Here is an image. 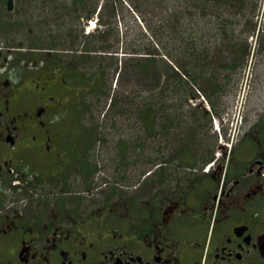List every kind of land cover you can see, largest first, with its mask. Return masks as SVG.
Here are the masks:
<instances>
[{
  "label": "flooded vegetation",
  "instance_id": "af4514ba",
  "mask_svg": "<svg viewBox=\"0 0 264 264\" xmlns=\"http://www.w3.org/2000/svg\"><path fill=\"white\" fill-rule=\"evenodd\" d=\"M48 3L0 0V44L32 46L0 47V264H264V28L242 121L212 137L215 150L144 151L134 189L97 193L94 145L68 149L74 89L51 71L50 50L33 54L50 39L32 27L18 38Z\"/></svg>",
  "mask_w": 264,
  "mask_h": 264
},
{
  "label": "trees",
  "instance_id": "16d2710c",
  "mask_svg": "<svg viewBox=\"0 0 264 264\" xmlns=\"http://www.w3.org/2000/svg\"><path fill=\"white\" fill-rule=\"evenodd\" d=\"M86 1H53L52 4L56 5L55 9L61 15L65 12L77 14L75 8L83 5L86 9ZM125 1L128 7L121 0H115L110 18L106 19L105 10L110 2L102 5L97 13L100 3L92 4L90 0L88 4L91 7L84 20L88 22L98 14L99 27L88 35H85L84 28L82 31L79 29L78 39L87 40V43L73 48L72 52H56L57 47L53 46L36 49L52 52L49 58L51 71L70 79L68 82L76 92H81L83 105L89 112L95 107L92 99L97 98L101 107L103 99L112 89L108 83L111 70L119 74L118 82L121 76L123 79L131 76L130 85L125 84L130 89L126 87L118 92L123 95H114L108 113L118 118L111 119L116 128L119 120L131 119L127 116L129 112L137 113L144 124V131L148 128L150 135L147 138L150 140L145 142V149L141 141L134 146L135 149L145 152L176 150L185 152V155L203 148L212 151L214 143L209 132L212 118L225 112L227 98L237 90L240 75L251 55L249 34L257 27L254 17L261 0ZM117 5L138 15L143 23L135 24L140 29L139 39L136 36L131 38L130 31L122 37L116 22ZM67 25V22L60 23V26ZM120 52L123 53L121 58ZM136 54L142 56L136 57ZM197 93L207 100L210 112L198 105H189L191 99L198 98ZM71 103L77 116L71 124L74 127L72 135L77 134L74 136L79 138L72 140L75 145L68 149L86 150L80 146L108 142V132L102 131L108 128L100 123L89 129L82 126L81 123H89L88 119L84 120L87 112L82 107L76 109L79 99L75 98ZM81 116L83 119L79 118ZM105 124L107 126L108 123ZM206 127L210 138H199ZM119 134L117 129L116 135ZM119 145L120 157L126 160L129 158L124 155L127 152L126 142L122 140ZM95 146L93 151L97 149ZM141 156H130L129 159L130 166L140 164L134 168L138 175L144 166ZM149 156L145 167L151 163Z\"/></svg>",
  "mask_w": 264,
  "mask_h": 264
},
{
  "label": "rangeland",
  "instance_id": "374dc122",
  "mask_svg": "<svg viewBox=\"0 0 264 264\" xmlns=\"http://www.w3.org/2000/svg\"><path fill=\"white\" fill-rule=\"evenodd\" d=\"M47 2L49 1V3L46 5V7L48 8L47 11L43 10V8H45L44 6H40V10L39 11L37 9V7H35L32 11L33 13V22H27L28 24V28L25 30H20L18 31L19 34V39H23L22 42H25V39L27 37V34L30 33L28 32L29 27L33 28V34L34 37L39 36L40 34H47L48 38L50 39V47H57V51H60L62 53H67V52H72L71 50H73V48L78 47L80 44L81 46L83 44L87 43V40H80L78 39V34H79V29L80 31H82V28H84V33L85 35H88L89 33H93L98 27H99V23H97V19H98V14L95 15V17L93 18V21H89L87 22L85 19V14H87V11H89L90 7V0L87 3V7L86 9L83 7V5H80V7L75 8L77 11V15H70V13H66L65 14H59L56 8V5L52 4L53 1L56 2H68V0H46ZM71 3H73L75 0H69ZM124 4L125 7H128V2H126L125 0H121ZM110 2V3H109ZM89 3V4H88ZM91 3L95 4V3H100V5H104L108 3L110 4V6L107 8V10H105V18L109 19L110 18V12L112 10V5L115 3V0H91ZM61 4V3H60ZM63 4V3H62ZM65 5V3L63 4ZM118 7V16L116 18V22L121 30V34L122 37L125 36V34L127 32H131V38L135 37L137 39H139V33H140V29L137 28L135 26V24L137 23L138 25L143 24L140 20L138 15L135 14H131L129 12V10L127 8H121L120 5H117ZM85 9V10H84ZM46 11V12H45ZM44 12V14H43ZM44 17L46 18V22L48 24H46L43 28L42 27V22ZM65 18L64 21H61V19ZM97 18V19H96ZM67 22V27L65 26H60V23H65ZM254 23H256V29L252 30L251 33L249 34V44L250 46L255 45L256 40H252L251 38L253 36H255V33H257L258 28L260 30H262L264 28V0H261L260 2V8L259 11L256 13V16L254 17ZM38 25V26H37ZM69 27V28H68ZM46 31V32H44ZM254 31V32H253ZM17 32H15L16 34ZM14 34V35H15ZM13 35V36H14ZM46 38V36H45ZM81 38V37H80ZM11 41H14L13 44H9V45H4V41L0 44L1 48H4L5 50L7 48H13L15 47L17 50L15 52L19 53V54H27L29 56V49H31L29 46L27 47V51L23 52L22 50H20L19 48H21L22 46L18 45L17 38L14 37V40H12V38H10ZM123 40V38L121 39ZM21 42V40L19 41ZM56 42V43H55ZM122 42V41H121ZM31 43V42H30ZM15 44V46H14ZM49 47V46H48ZM46 47V48H48ZM38 48V46H35L34 50L35 53H33L34 55H40V57H43V53L42 50H38L36 49ZM124 48L123 46V42L121 43V50ZM252 50V47H251ZM41 52V53H40ZM52 53V52H51ZM251 53V52H250ZM120 58L123 55L122 52H120ZM142 55L140 54H136V57H141ZM37 58V56L35 57ZM255 60V59H254ZM254 60L251 63V59L248 60L249 62H247L246 66L244 67V71H242L241 75H240V80H239V90L240 88H248L250 86H252V82H249L251 79V76L254 75ZM249 77V78H248ZM118 78V74H114V71L111 70L110 74L108 75V83H109V87H111L112 89L109 90V94L108 96H106L105 99H103V104L101 107H99V103L97 101V98H93L92 102L95 104L93 107L94 110H90L87 111V107L84 104L83 105V100H82V94L79 91H75L73 92V95L71 97V100H74L75 98L80 100V103L78 105H76V109L82 107L83 111L86 113V117L84 118V120L88 119L89 123L85 122V124L81 123L82 126H84L85 128L89 129L90 127L93 126H97L98 123L104 125L106 128V130L102 131H106L108 132L107 135H109L108 139L109 141L106 143H99V145L97 144V146H95L96 148V156L93 158V161L95 163V166L98 167L99 172L95 175L94 177V182H96L95 188H97V190L95 189V192H100L103 190H106L107 188L111 187V186H115L117 184L121 185H129L132 184L131 189H134L135 185L137 186V184L141 181L142 179V171L141 170V174L138 175L137 170L134 168H137L140 166V164L138 165H132L130 166L129 164V159L130 156H132V158L135 157H139L141 156L142 152H144L143 150H138L135 149L134 146L138 143V142H143L144 143V149H145V142L150 140L149 138H147L148 135V128L146 131H144V124L142 122L141 119H139L137 113H131L129 112L127 114V116H130L131 119H128V117H126L128 120H124L121 119L118 121V127L116 128L115 125L113 126V121L111 119H118L117 117H114L112 114H109L108 111L109 109V104L111 103V101L114 98V95H123L118 93L120 90L122 91V89L125 90V88L127 87L125 84L128 83L129 81L132 80L131 76H125V79L120 78V81L118 82L119 78ZM130 79V80H129ZM67 81L70 82V79H66ZM72 83V82H71ZM237 86V87H238ZM74 88V87H73ZM128 89H130L129 87H127ZM238 90V91H239ZM117 92V93H116ZM197 99H191L189 101V105L194 106L196 103H204L205 104V100L203 99V95H200L197 93ZM237 98V97H236ZM236 98H235V92L230 95L227 98V102H225L227 105V108L225 110V112L229 109L233 110V106L235 105L236 102ZM91 102V101H90ZM72 104L70 105V107L68 108V113H67V126H68V133L70 135L73 134L74 131V127L73 125H71L73 123V119H75L77 116L75 114V107H72ZM99 107V110H96V108ZM232 110L230 112H232ZM111 111V110H110ZM109 111V112H110ZM224 112V113H225ZM235 114V113H234ZM233 114V115H234ZM228 117V116H227ZM80 119H83V117H79ZM120 119V118H119ZM108 123L107 126L105 123ZM72 126L73 128L71 129ZM78 127V126H77ZM117 129L119 130L120 134H117ZM216 129L212 130V126H211V134H215L218 132L215 131ZM204 133H202V135L207 136V134H209V132H207V127L203 129ZM221 133H223V130L221 131ZM77 135V134H74ZM125 141L126 142V156H129V158L123 159L121 158V150L119 149L120 147H118L120 141ZM76 141V140H75ZM120 146V145H119ZM213 150V149H212ZM146 152H150V151H146ZM132 153V154H130ZM155 154H152V156H149L150 161L152 162H157L156 161V157L154 156ZM142 158V156L140 157ZM127 164V166H126ZM154 167V166H153ZM152 167V168H153ZM132 169V170H131ZM147 171L148 168H147ZM81 183V181H80ZM104 183H107V185H105ZM122 188V187H121ZM95 196V195H94Z\"/></svg>",
  "mask_w": 264,
  "mask_h": 264
}]
</instances>
